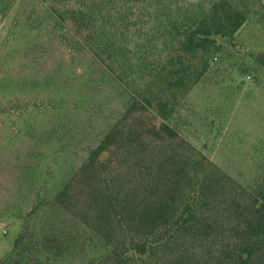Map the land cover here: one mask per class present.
Segmentation results:
<instances>
[{
  "label": "trees",
  "instance_id": "16d2710c",
  "mask_svg": "<svg viewBox=\"0 0 264 264\" xmlns=\"http://www.w3.org/2000/svg\"><path fill=\"white\" fill-rule=\"evenodd\" d=\"M28 1L44 2L75 59L90 58L129 93L76 172L20 216L0 264H264V162L241 185L180 133L179 100L243 12L228 0ZM87 247L96 256L76 262Z\"/></svg>",
  "mask_w": 264,
  "mask_h": 264
},
{
  "label": "rangeland",
  "instance_id": "374dc122",
  "mask_svg": "<svg viewBox=\"0 0 264 264\" xmlns=\"http://www.w3.org/2000/svg\"><path fill=\"white\" fill-rule=\"evenodd\" d=\"M228 1L243 20L217 38L220 52L179 100L180 133L248 185L264 162V64L255 62L264 56V0ZM44 8L43 1L0 0V261L21 232L20 216L76 172L118 120L129 93L125 82L105 79L90 58L75 59L59 32L51 33ZM94 254L87 247L74 259ZM211 258L198 264H212Z\"/></svg>",
  "mask_w": 264,
  "mask_h": 264
}]
</instances>
